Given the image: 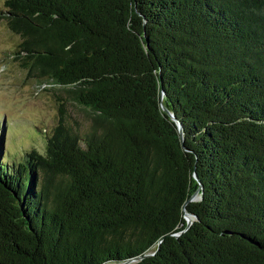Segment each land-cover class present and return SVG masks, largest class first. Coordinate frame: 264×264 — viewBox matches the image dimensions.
I'll use <instances>...</instances> for the list:
<instances>
[{"label": "trees", "instance_id": "16d2710c", "mask_svg": "<svg viewBox=\"0 0 264 264\" xmlns=\"http://www.w3.org/2000/svg\"><path fill=\"white\" fill-rule=\"evenodd\" d=\"M0 19L87 120L61 109L10 162L0 125V264H264V0H4Z\"/></svg>", "mask_w": 264, "mask_h": 264}, {"label": "rangeland", "instance_id": "374dc122", "mask_svg": "<svg viewBox=\"0 0 264 264\" xmlns=\"http://www.w3.org/2000/svg\"><path fill=\"white\" fill-rule=\"evenodd\" d=\"M18 41V35L0 19V125L3 122V160L8 162L20 159L25 150L33 147L43 151L61 109L64 121L71 126L82 130L87 125L83 107L72 102H64L61 107L58 89L29 76L8 56Z\"/></svg>", "mask_w": 264, "mask_h": 264}, {"label": "water", "instance_id": "95a60500", "mask_svg": "<svg viewBox=\"0 0 264 264\" xmlns=\"http://www.w3.org/2000/svg\"><path fill=\"white\" fill-rule=\"evenodd\" d=\"M179 130L181 131V125L179 124ZM195 177L197 178V175L194 174ZM201 186V185H200ZM197 192H198V189H196L189 197V199H194L197 197ZM185 218L187 220V226L191 223L192 219H191V216L188 212H185Z\"/></svg>", "mask_w": 264, "mask_h": 264}]
</instances>
